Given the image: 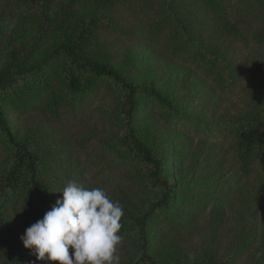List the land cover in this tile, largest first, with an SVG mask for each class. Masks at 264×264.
I'll list each match as a JSON object with an SVG mask.
<instances>
[{
    "label": "trees",
    "instance_id": "obj_1",
    "mask_svg": "<svg viewBox=\"0 0 264 264\" xmlns=\"http://www.w3.org/2000/svg\"><path fill=\"white\" fill-rule=\"evenodd\" d=\"M51 2L20 0L42 29L26 49L10 44L0 67V264H45L21 237L69 181L113 185L120 247L135 254L121 264H237L246 254L264 264V0H79L60 12ZM103 31L115 36L110 49ZM135 42L196 83L168 93L138 83L140 61L127 73L116 61ZM100 113L126 128L90 127ZM237 207L252 222L222 253L216 235ZM208 208L209 244L194 258L170 249L166 237Z\"/></svg>",
    "mask_w": 264,
    "mask_h": 264
},
{
    "label": "rangeland",
    "instance_id": "obj_2",
    "mask_svg": "<svg viewBox=\"0 0 264 264\" xmlns=\"http://www.w3.org/2000/svg\"><path fill=\"white\" fill-rule=\"evenodd\" d=\"M78 3L79 0H52L51 2L52 8L57 12L64 9H67L68 11L75 8ZM41 29V23H32L31 19L27 18L26 13L22 10L20 5V0H0V67L5 62L8 54V46L10 44L26 49ZM101 36L104 40L106 38L110 40L109 49L113 46V44H116L111 42V40L115 39V36H113L112 33L103 31ZM126 43L125 45L121 44L123 47L121 56H119L116 61L125 73L130 72V70H128V66L126 65L127 61H129L131 57H134L137 62L140 61L141 69L134 75L138 83L156 87L157 89L167 93L176 88H187L186 86L190 85L189 83H196V78L190 79V72L187 69L168 61L163 55L154 52L151 48H149L147 43ZM176 78H179L180 80V85L178 86L174 84ZM184 80L186 82H184ZM178 91L182 90L179 89ZM112 102L113 99L107 97L105 101H100L99 105L107 108L110 107ZM96 105H98V103ZM231 109L232 103L228 102V104H222L221 111H229ZM33 118H35V116H26L24 119L25 124L27 126H31L34 121ZM11 119H13L12 116ZM87 121L90 127L94 126L99 130L105 129L107 131H122L126 128L123 124H117L102 113L89 115ZM193 145L195 146V144ZM189 147V145L180 147L181 152L183 153L184 151H187ZM169 149L174 151V146L171 145ZM181 168L184 169L185 167L182 165ZM116 180L120 181V179ZM112 186L113 185H104L101 187L107 192L110 199L111 190L114 189ZM229 207L230 205L228 204L226 208L228 209ZM234 212L236 214L228 212V217L224 219L225 222L223 227L218 230L216 235V238L219 239V241L222 240V244L220 242L218 243V246H221L222 253L227 251V241L234 237L241 222L243 221V223L247 224V226H249L252 222L249 213H244L238 207L236 211L234 210ZM212 213L213 212H210V208H208L204 213L197 217L191 226L182 231L180 234L167 236L165 242L170 246V249L173 251L179 249L188 257L194 258V255L198 254L202 247L209 244V241L211 240L209 230L212 228ZM242 213L246 215V218H242ZM124 251H128V248L119 246L118 255L120 256V260L127 261L130 258V255L133 257L135 255L129 251L128 255H126ZM249 255L250 254H246L241 257L237 264H247Z\"/></svg>",
    "mask_w": 264,
    "mask_h": 264
},
{
    "label": "clouds",
    "instance_id": "obj_3",
    "mask_svg": "<svg viewBox=\"0 0 264 264\" xmlns=\"http://www.w3.org/2000/svg\"><path fill=\"white\" fill-rule=\"evenodd\" d=\"M60 192L43 218L26 228L24 247L45 264H121L122 205L103 188H85L76 181Z\"/></svg>",
    "mask_w": 264,
    "mask_h": 264
}]
</instances>
